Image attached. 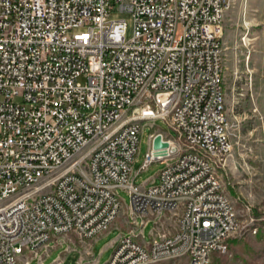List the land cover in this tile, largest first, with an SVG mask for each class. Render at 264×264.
<instances>
[{"label":"built area","instance_id":"1","mask_svg":"<svg viewBox=\"0 0 264 264\" xmlns=\"http://www.w3.org/2000/svg\"><path fill=\"white\" fill-rule=\"evenodd\" d=\"M233 1L0 0V264L96 239L124 207L120 189L128 229L104 264H210L227 251L238 217L219 175L232 150L221 37ZM112 10L131 13L130 38ZM156 118L176 136L150 133L140 169L165 166L136 184L143 121Z\"/></svg>","mask_w":264,"mask_h":264},{"label":"rangeland","instance_id":"2","mask_svg":"<svg viewBox=\"0 0 264 264\" xmlns=\"http://www.w3.org/2000/svg\"><path fill=\"white\" fill-rule=\"evenodd\" d=\"M111 18L127 22L126 38L133 34L134 20L127 10H112ZM225 105L229 120L232 150L219 175L237 212L236 229L228 238L226 252L213 253L210 264H264V0H234L223 22ZM83 80V79H82ZM161 129L171 136L176 132L162 118L144 120L139 152L133 163L136 184L158 181L164 161L155 160L140 169L149 149V135ZM124 207L116 222L96 239H90L93 255H86L81 264H104L112 256L121 230L128 229L127 205L131 199L125 189L119 190ZM141 222L143 219L138 216ZM154 226L149 221L144 233L149 238ZM113 241V243H112ZM82 241L72 236L69 243L54 247L42 262L33 258L29 264H80ZM60 257V259H58ZM92 257L98 262H91ZM58 259V260H57ZM155 264H170L160 262ZM175 264H186L177 260Z\"/></svg>","mask_w":264,"mask_h":264},{"label":"crops","instance_id":"3","mask_svg":"<svg viewBox=\"0 0 264 264\" xmlns=\"http://www.w3.org/2000/svg\"><path fill=\"white\" fill-rule=\"evenodd\" d=\"M125 220V219H124ZM123 220V221H124ZM122 231V230H121ZM72 236H75V235H72ZM72 236H71V240H72ZM76 237V236H75ZM112 243H113V241H112ZM81 247H79V249H80V251H81V253H80V259L77 261V262H79V261H81V263H83L82 262V259L88 254V255H93L92 254V251H91V242L90 241H85V242H82L81 243ZM72 248H76V245L74 246L73 245V247ZM90 250V252H91V254H89V251ZM95 258V257H94ZM58 259H60V257L58 258ZM57 259V260H58ZM96 260H97V258H95ZM80 263V262H79ZM80 263V264H81ZM90 262H88L87 264H89Z\"/></svg>","mask_w":264,"mask_h":264},{"label":"water","instance_id":"4","mask_svg":"<svg viewBox=\"0 0 264 264\" xmlns=\"http://www.w3.org/2000/svg\"><path fill=\"white\" fill-rule=\"evenodd\" d=\"M169 145L168 141L163 140L161 134H157L154 139V148L167 147Z\"/></svg>","mask_w":264,"mask_h":264}]
</instances>
